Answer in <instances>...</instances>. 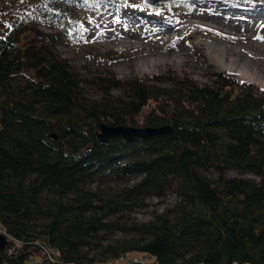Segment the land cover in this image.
Here are the masks:
<instances>
[{
	"label": "trees",
	"instance_id": "trees-1",
	"mask_svg": "<svg viewBox=\"0 0 264 264\" xmlns=\"http://www.w3.org/2000/svg\"><path fill=\"white\" fill-rule=\"evenodd\" d=\"M262 1L219 0L233 6ZM85 2L0 0V225L13 238L9 245L23 238L12 223L34 212L30 203L45 189L68 193L92 179L143 175L134 193L162 197L178 182L185 206L141 226L140 233L152 239L107 246L113 259L142 253L150 258L147 264H264V88L229 72L215 74L216 86L172 78L176 89L151 83L160 76L86 81L56 53L58 34L41 29L50 21L79 38L83 32L72 9ZM18 77L27 80L23 92L9 89ZM86 84L124 88L130 99L117 105L85 99ZM44 103L49 106L40 107ZM148 107L147 127L170 131L133 142L98 139L104 122L128 126ZM210 167L219 172L217 181L201 173ZM232 169L261 181L228 178ZM107 227L87 226L84 219L64 226L58 213L38 242L1 251V264H30L38 261L35 253L45 259L43 246L71 264L83 238ZM187 244L197 249L189 258L181 253ZM43 259L39 264H46Z\"/></svg>",
	"mask_w": 264,
	"mask_h": 264
},
{
	"label": "rangeland",
	"instance_id": "rangeland-1",
	"mask_svg": "<svg viewBox=\"0 0 264 264\" xmlns=\"http://www.w3.org/2000/svg\"><path fill=\"white\" fill-rule=\"evenodd\" d=\"M144 8H148L151 14L158 12L165 17L151 24L138 16L123 15L127 9L135 11ZM72 11L81 24L83 33L79 38L68 35L59 24L50 21H45L41 29L58 34L56 53L68 60L73 70L86 81L98 82L99 78L113 77L123 81L134 78L150 80L160 76L163 77L161 81L151 83L166 89H176L177 82L186 79L199 86H216L215 74L229 72L238 79L264 88V1L258 5L233 6L219 0H184L159 3L153 7L145 5L143 0H86L82 7ZM186 11L195 16L194 20L200 28L194 38L190 36V24L180 21ZM231 35L237 40H231ZM213 41L220 45L213 47ZM153 42L169 51L182 50L183 56L176 57L172 63L141 65L135 53L153 46ZM231 68L251 81L239 78V75L228 70ZM172 78H176L177 82ZM26 87L27 80L18 77L11 82L9 89L23 92ZM81 95L85 99L115 105L130 99L128 90L107 89L100 84L82 86ZM4 99L0 91V101ZM47 106L44 103L40 107ZM150 111V107L145 108L139 115L130 118L133 123L128 126L147 127ZM74 113L80 117L77 110ZM201 173L212 181L219 178V172L213 167L203 169ZM225 175L256 183L261 181L258 176L240 170H227ZM33 179L31 177L27 181L26 187ZM142 179L143 175L123 181L114 178L92 179L68 193L54 188L45 189L30 203L34 212L17 224L12 223L23 238L15 241V245H8L6 250H14L21 242H38L60 213V221L64 226H70L78 219H84L87 226L92 222L97 226L108 225L83 238L81 245L72 253L74 261H69L71 264L147 262L149 256L142 253H130L116 261L105 248L122 241L142 243L152 239L141 234L140 227L158 223L159 216L174 214L185 204L179 193L178 182L169 187L162 197L134 193V187ZM0 232L8 239H13L2 225ZM196 251L194 246L188 244L181 249L186 258L192 257ZM55 254L56 259L60 256L61 264L66 262L64 254ZM35 256L38 261L43 259L39 253H35Z\"/></svg>",
	"mask_w": 264,
	"mask_h": 264
},
{
	"label": "bare ground",
	"instance_id": "bare-ground-1",
	"mask_svg": "<svg viewBox=\"0 0 264 264\" xmlns=\"http://www.w3.org/2000/svg\"><path fill=\"white\" fill-rule=\"evenodd\" d=\"M126 15H131V16H138L139 18L143 20L149 21L151 24H154V20H158L159 18H164V14H160L158 12H154L153 14L150 13V10L148 8L144 9H137L135 11H132L130 9H127L124 14ZM195 16L191 15L188 11L185 12V17L181 18V22L183 23H189L190 24V29L192 31V34L190 35L191 38H194L198 33L197 30L200 28L197 26V23L194 20ZM231 40H237L234 35L230 36ZM153 46H148L147 48H143L138 50L135 54L139 57L138 62L141 65H149L151 63H172L176 57H182L183 56V51L182 50H176V51H169L166 47L159 46L155 42H153ZM220 43L217 41H213V47L219 46ZM218 49V48H217ZM231 72L236 73L239 75V78L250 80L249 77H246L243 74L237 73L236 70L234 69H228ZM251 81V80H250Z\"/></svg>",
	"mask_w": 264,
	"mask_h": 264
},
{
	"label": "water",
	"instance_id": "water-1",
	"mask_svg": "<svg viewBox=\"0 0 264 264\" xmlns=\"http://www.w3.org/2000/svg\"><path fill=\"white\" fill-rule=\"evenodd\" d=\"M119 1V0H113ZM176 1H184V0H143L145 5L149 6H157L159 3H169ZM170 126L163 127H145V128H134L129 126H112L107 123H103L100 126V132L98 133V139L107 143L110 139L122 136L126 141L133 142L136 139H147L153 136H157L163 133L170 131ZM53 138H56V135H52ZM9 239L5 234L0 232V252L5 251L8 248ZM2 262V257L0 254V264ZM134 264H143L142 262H136Z\"/></svg>",
	"mask_w": 264,
	"mask_h": 264
},
{
	"label": "built area",
	"instance_id": "built-area-1",
	"mask_svg": "<svg viewBox=\"0 0 264 264\" xmlns=\"http://www.w3.org/2000/svg\"><path fill=\"white\" fill-rule=\"evenodd\" d=\"M43 250H44V253L46 255V257H45V259H43V261L46 262V264H58L57 259L54 257L56 255L55 253L57 252L55 249L49 248L47 246H43ZM57 253H59V252H57ZM121 259H123V258L121 257L119 259H116V261H119ZM43 261L41 263H43ZM136 262H139V261L129 262L128 264H134ZM142 263L147 264V262H145V261H143ZM30 264H39V262L36 260L35 261L31 260ZM201 264H203V263H201Z\"/></svg>",
	"mask_w": 264,
	"mask_h": 264
},
{
	"label": "snow or ice",
	"instance_id": "snow-or-ice-1",
	"mask_svg": "<svg viewBox=\"0 0 264 264\" xmlns=\"http://www.w3.org/2000/svg\"><path fill=\"white\" fill-rule=\"evenodd\" d=\"M243 82V81H242Z\"/></svg>",
	"mask_w": 264,
	"mask_h": 264
}]
</instances>
